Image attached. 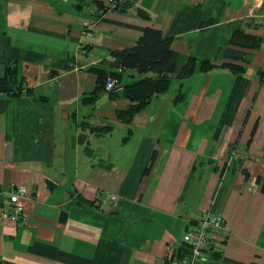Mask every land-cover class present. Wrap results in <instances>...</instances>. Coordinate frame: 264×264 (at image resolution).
I'll return each instance as SVG.
<instances>
[{
  "label": "crops",
  "instance_id": "crops-1",
  "mask_svg": "<svg viewBox=\"0 0 264 264\" xmlns=\"http://www.w3.org/2000/svg\"><path fill=\"white\" fill-rule=\"evenodd\" d=\"M146 28L173 39L176 75L197 70L127 124L128 99H91V69L116 71ZM238 29L258 48L233 44ZM7 64L23 83L0 93V264H171L207 211L225 221L209 264H264V0H0V79Z\"/></svg>",
  "mask_w": 264,
  "mask_h": 264
},
{
  "label": "trees",
  "instance_id": "trees-1",
  "mask_svg": "<svg viewBox=\"0 0 264 264\" xmlns=\"http://www.w3.org/2000/svg\"><path fill=\"white\" fill-rule=\"evenodd\" d=\"M131 6L132 4L129 2H125L116 8L125 11ZM139 14L144 18H148L147 14L141 10ZM172 42L173 39L165 37L160 30L146 28L136 46L123 51H113V61L109 62V65L116 71L107 72L99 67L91 69L98 77V86L91 99L98 97L105 90L108 79H117L120 89L111 91L110 95L112 99L122 95L132 103L126 110L117 112L120 120L127 124L131 123L135 116L159 95L169 91L174 78L186 79L196 72L198 60L192 57L182 72L176 75L175 70L179 55L172 49ZM232 43L244 48H258L260 41L238 29L232 38ZM237 56L240 59L243 58L242 54ZM6 66V75L3 79H0V93L18 95L21 93L23 83L20 70L18 66H10L9 64ZM223 66L236 73L243 71L242 68L235 65ZM213 68L214 65L210 61L201 62L200 69L202 71H209ZM129 71L135 72L138 79L131 83H123V73Z\"/></svg>",
  "mask_w": 264,
  "mask_h": 264
},
{
  "label": "built area",
  "instance_id": "built-area-1",
  "mask_svg": "<svg viewBox=\"0 0 264 264\" xmlns=\"http://www.w3.org/2000/svg\"><path fill=\"white\" fill-rule=\"evenodd\" d=\"M94 26L91 23H84L85 35L90 37L93 34ZM118 80L108 79L106 91L119 90ZM28 188L25 185L13 187L10 202L12 209L9 218L16 223L26 221V201L28 199ZM99 199L107 200L111 204L118 203V196L115 194L101 195ZM224 218L213 211H207L201 219L191 225L184 235L183 248L176 250L173 244L168 245V257L171 264H209L208 254L212 251L218 239L219 232L224 229Z\"/></svg>",
  "mask_w": 264,
  "mask_h": 264
}]
</instances>
